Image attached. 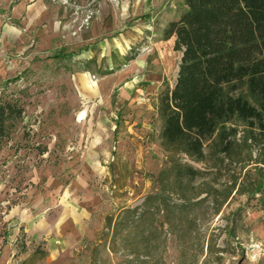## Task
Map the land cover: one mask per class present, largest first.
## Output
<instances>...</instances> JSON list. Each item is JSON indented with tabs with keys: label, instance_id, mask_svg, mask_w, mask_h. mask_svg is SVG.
I'll use <instances>...</instances> for the list:
<instances>
[{
	"label": "rangeland",
	"instance_id": "rangeland-1",
	"mask_svg": "<svg viewBox=\"0 0 264 264\" xmlns=\"http://www.w3.org/2000/svg\"><path fill=\"white\" fill-rule=\"evenodd\" d=\"M183 10L0 0V97L21 110L0 145V264H264L258 141L240 127L226 155L208 142L197 162L161 148L158 112L149 139L125 124L124 89L158 107L173 88L180 54L163 33Z\"/></svg>",
	"mask_w": 264,
	"mask_h": 264
},
{
	"label": "trees",
	"instance_id": "trees-1",
	"mask_svg": "<svg viewBox=\"0 0 264 264\" xmlns=\"http://www.w3.org/2000/svg\"><path fill=\"white\" fill-rule=\"evenodd\" d=\"M183 5L163 33L165 40L174 38L180 62L173 88L159 97L161 148L202 162L208 142L226 155L242 127L244 143L258 141L264 154V0H183ZM20 114L16 104L0 97V145L5 121ZM176 173L201 175L191 167ZM134 213L123 212L114 237L118 227H129Z\"/></svg>",
	"mask_w": 264,
	"mask_h": 264
},
{
	"label": "crops",
	"instance_id": "crops-1",
	"mask_svg": "<svg viewBox=\"0 0 264 264\" xmlns=\"http://www.w3.org/2000/svg\"><path fill=\"white\" fill-rule=\"evenodd\" d=\"M134 67V66H133ZM154 84L152 82L147 86L145 89L146 94H152L157 93V89L159 86L154 87ZM133 87V86H132ZM154 87V89H153ZM127 89H124V96L121 98L122 104L125 106L128 114L125 117L126 121L125 124L127 126V129H133V132L135 133L134 136L138 137L139 139H149L153 135V130L151 129L152 126V119L154 115L157 116V105L155 106H139V104L134 103L136 101V98L133 96L134 93H131L129 91H126ZM135 92H139L136 90ZM138 105V106H136ZM123 106V107H124ZM137 108V109H136ZM129 126V127H128ZM162 125L160 124L159 130L156 131L157 134H160Z\"/></svg>",
	"mask_w": 264,
	"mask_h": 264
}]
</instances>
